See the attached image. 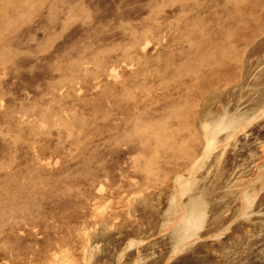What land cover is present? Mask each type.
Segmentation results:
<instances>
[{
	"label": "rangeland",
	"instance_id": "374dc122",
	"mask_svg": "<svg viewBox=\"0 0 264 264\" xmlns=\"http://www.w3.org/2000/svg\"><path fill=\"white\" fill-rule=\"evenodd\" d=\"M48 1L0 0V264H264V0Z\"/></svg>",
	"mask_w": 264,
	"mask_h": 264
},
{
	"label": "bare ground",
	"instance_id": "6f19581e",
	"mask_svg": "<svg viewBox=\"0 0 264 264\" xmlns=\"http://www.w3.org/2000/svg\"><path fill=\"white\" fill-rule=\"evenodd\" d=\"M14 1H15V0H14ZM20 1H21V0H20ZM23 1H25V0H23ZM47 1H48V0H47ZM52 1H54V0H52ZM55 1H56V0H55ZM74 1H76V0H74ZM170 1H171V0H170ZM170 1H167V2H170ZM181 1L183 2V0H181ZM12 2H13V1H12ZM31 2H32V1H31ZM48 2H49V1H48ZM50 2H51V1H50ZM58 2H60V1L58 0ZM62 2H63V0H62ZM154 2H155V1H154ZM176 2H177V1H176ZM196 2H197V1H196ZM198 2H199V1H198ZM10 3H11V2H10ZM16 3H19V2H18V1L15 2V5H16ZM21 3H22V2H21ZM45 3H46V2H45ZM82 3H83V2H82ZM163 3H164V2H163ZM170 3H171V2H170ZM177 3H178V2H177ZM179 3H180V1H179ZM179 3H178V4H179ZM183 3H184V2H183ZM11 4H13V3H11ZM24 4H25V3H24ZM52 4H53V2H52L51 4H50V3L47 4V6H48V5H51V6H52ZM56 4H57V2H56ZM66 4H67V3H66ZM68 4H69V3H68ZM77 4H78V3H77ZM145 4H146V2H145ZM153 4H154V3H153ZM175 4H176V3H175ZM199 4H200V2H199ZM199 4H198V5H199ZM201 4H202V3H201ZM208 4H209V3H208ZM37 5H38V3H37ZM54 5H55V3H54ZM163 5H164V4H163ZM170 5H171V4H170ZM203 5H204V4H203ZM39 6H40V5H39ZM45 6H46V5H45ZM45 6H44V7H45ZM51 6H50V8H51ZM64 6H65V5H64ZM66 6H68V5H66ZM80 6H81V5H80ZM127 6H128V5H127ZM127 6H126V7H127ZM139 6H140V5H139ZM158 6H159V5H158ZM167 6H168V5H167ZM55 7H56V6H55ZM55 7H54V8H55ZM70 7H72V6H70ZM73 7H74V6H73ZM78 7H79V6H78ZM83 7H84V6H83ZM126 7H125V8H126ZM145 7H146V6H145ZM160 7H161V6H160ZM181 7H183V5H182ZM181 7H179V8H181ZM200 7H201V6H200ZM50 8H49V9H50ZM56 8H57V7H56ZM67 8H68V7H67ZM74 8H75V7H74ZM76 8H77V6H76ZM76 8H75V9H76ZM131 8H132V7H131ZM151 8H152V7H151ZM204 8H205V7H204ZM28 9H29V8H28ZM33 9H35V7H34ZM72 9H73V8H72ZM122 9H123V8H122ZM139 9H140V8H139ZM143 9H144V8H143ZM149 9H150V8H149ZM163 9H164V8H163ZM181 9H182V8H181ZM196 9H197V8H196ZM206 9H207V7H206ZM42 10H43V9H42ZM44 10H46V9H44ZM55 10H56V9H55ZM59 10H60V8H59ZM59 10H57V11H59ZM69 10H70V8H69ZM140 10H141V9H140ZM157 10H158V9H155V11H157ZM71 11H72V10H71ZM119 11H120V10H119ZM148 11H151V10H148ZM197 11H198V10H197ZM200 11H201V10H200ZM255 11H256V10H255ZM23 12H24V11H23ZM42 12H43V11H42ZM51 12H52V11L50 10V13H51ZM117 12H118V11H117ZM159 12H160V11H159ZM19 13H20V12H19ZM28 13L31 14V12H29V11H28ZM66 13H67V12H66ZM66 13H65V11H64V14H66ZM68 13H69V11H68ZM68 13H67V14H68ZM156 13H158V12H156ZM199 13H200V12H199ZM213 13H214V12H213ZM0 14H1V17H3V16H2V13H0ZM20 14H21V13H20ZM33 14H34V13H33ZM33 14H32V16H33ZM40 14H41V13H40ZM52 14H53V13H52ZM67 14H66L65 16H67ZM70 14H71V12H70ZM163 14H164V13H163ZM211 14H212V13H211ZM12 15L16 16L15 14H12ZM12 15H11V16H12ZM38 15H39V14H38ZM43 15H44V14H43ZM45 15H46V14H45ZM58 15H59V14H58ZM61 15H62V14H61ZM148 15H150V13H149ZM151 15H152V14H151ZM151 15H150V16H151ZM154 15H155V14H154ZM159 15H160V14H159ZM17 16H19V14H18ZM20 16H21V15H20ZM48 16H49V14H48ZM54 16H55V15H54ZM120 16H121V15H120ZM144 16H145V15H144ZM199 16H200V15H199ZM33 17H34V16H33ZM80 17H81V16H80ZM89 17H90V16H89ZM122 17H123V16H121V18H122ZM151 17H152V16H151ZM151 17H150V18H151ZM159 17H160V16H159ZM48 18H49V17H48ZM62 18H63V17H62ZM66 18H67V17H66ZM143 18H145V17H143ZM156 18H157V17H156ZM13 19H14V17H13ZM29 19H30V18H29ZM37 19H38V18H37ZM49 19H50V18H49ZM55 19H56V18H55ZM89 19H90V18H89ZM166 19H167V18H166ZM4 20H5V19H4ZM26 20H27V18H26ZM46 20H47V19H46ZM46 20H45V21H46ZM50 20H52V19H50ZM69 20H70V19H69ZM69 20H68V21H69ZM124 20H125V19H124ZM154 20H155V19H153V22H155ZM157 20H158V18H157ZM170 20H171V19H170ZM177 20H179V19L177 18ZM260 20H261V19H260ZM0 21H2V20L0 19ZM23 21H24V20H22V23H23ZM60 21H61V20H60ZM66 21H67V20H66ZM68 21H67V24H68ZM92 21H93V20H92ZM115 21H116V20H115ZM122 21H123V20H122ZM187 21H188V20H187ZM214 21H215V20H214ZM4 22H5V21H4ZM10 22H11V20H10ZM25 22H28V23H29V21H25ZM25 22H24V23H25ZM32 22H33V21H32ZM32 22H30V23H32ZM46 22H48V21H46ZM64 22H65V21H64ZM69 22H70V21H69ZM79 22H80V21H79ZM81 22H82V21H81ZM87 22H89V20H88ZM125 22H126V21H125ZM132 22H133V21H132ZM144 22H145V21H144ZM144 22H143V23H144ZM174 22H175V20H174ZM215 22H216V21H215ZM215 22H214V23H215ZM14 23H15V22H13V24H14ZM44 23H45V22H44ZM52 23H53V22H52ZM60 23H61V22H60ZM77 23H78V21H77ZM82 23H83V22H82ZM160 23H161V22H160ZM165 23H166V22H165ZM204 23H205V22H204ZM13 24H10L9 27H11V25H13ZM39 24H40V23H39ZM62 24H63V23H62ZM71 24H72V23H71ZM73 24H74V23H73ZM103 24H104V23H103ZM141 24H142V23H141ZM146 24H147V23H146ZM150 24H151V22H150ZM153 24H154V23H153ZM162 24H163V23H162ZM2 25H3V24H2ZM18 25H19V24H18ZM18 25H17V26H18ZM35 25H36V24H35ZM55 25H56V24H55ZM60 25H61V24H60ZM68 25H69V24H68ZM80 25H81V24H80ZM82 25L84 26V24H82ZM119 25H121V24H119ZM131 25H132V24H131ZM147 25H148V24H147ZM163 25H165V24H163ZM163 25H162V26H163ZM17 26H16V27H17ZM56 26H57V25H56ZM56 26H54V27L56 28ZM71 26H73V25H71ZM129 26H130V25H129ZM134 26H135V25H134ZM160 26H161V25H160ZM258 26H259V25H258ZM9 27H8V28H9ZM27 27H28V26H27ZM29 27H30V26H29ZM49 27H50V26H49ZM57 27H58V26H57ZM62 27H63V26H62ZM105 27H106V26H105ZM105 27H103L104 30H105ZM120 27H121V26H120ZM153 27H154V26H153ZM153 27H152V28H153ZM157 27H158V26H157ZM193 27H194V26H193ZM14 28H15V26H14ZM41 28H42V27H41ZM152 28H151V29H152ZM4 29H6V28L4 27ZM34 29H35V28H34ZM114 29H115V28H114ZM122 29H123V28H122ZM122 29H121V30H122ZM138 29H140V28H138ZM212 29H213V28H212ZM6 30H7V29H6ZM11 30H12V27H11ZM19 30H21V29H19ZM39 30H40V29H39ZM55 30H56V29H55ZM58 30H60V29L58 28ZM63 30H64V29H63ZM67 30H68V28H67ZM93 30H94V29H93ZM118 30H119V29H118ZM141 30H142V29H141ZM3 31H4V30H3ZM3 31H2V33H3ZM23 31H24V30H23ZM25 31H26V30H25ZM34 31H35V30H34ZM60 31H61V30H60ZM89 31H90V30H89ZM95 31H96V30H95ZM129 31H130V29H129ZM131 31H132V30H131ZM250 31H251V30H250ZM17 32H18V31H17ZM17 32H16V33H17ZM39 32H40V31H39ZM96 32H97V31H96ZM100 32H101V31L99 30L98 33H100ZM124 32H127V30L124 31ZM146 32H148V31H146ZM151 32H152V31H151ZM159 32L162 33V30L159 31ZM248 32H249V31H248ZM4 33H5V32H4ZM4 33H3V34H4ZM28 33H29V32H28ZM43 33H44V32H43ZM101 33H103V31H102ZM101 33H100V35H101ZM114 33H116V32L114 31ZM121 33H122V32H121ZM148 33H149V32H148ZM173 33H174V32H173ZM14 34H15V33H14ZM18 34H20V33H18ZM21 34H23V32H21ZM26 34H27V33H26ZM26 34H25V35H26ZM29 34H30V33H29ZM44 34H45V33H44ZM59 34H60V33H59ZM59 34H58V36H59ZM89 34H90V32H89ZM143 34H144V33H143ZM162 34H163V33H162ZM25 35H24V36H25ZM61 35H62V34H61ZM85 35H86V34H85ZM114 35H115V34H114ZM130 35H131V34H130ZM142 36H144V35H142ZM156 36H157V35H156ZM6 37H7V36H6ZM21 37L24 38L23 35L20 36V38H21ZM41 37H42V35H41ZM83 37H84V36H83ZM133 37H134V36H133ZM20 38H19V39H20ZM84 38H85V37H84ZM151 38H152V36H151ZM163 38H164V36H163ZM163 38H162V40H164ZM13 39L15 40V38H13ZM19 39H17V40H19ZM24 39H25V38H24ZM38 39H39V38H38ZM132 39H133V38H132ZM144 39H145V37H144ZM144 39H143V40H144ZM153 39H154V38H153ZM155 39H156V38H155ZM4 40H5V39H4ZM10 40H11V39H10ZM78 40H79V39H78ZM100 40H101V39H100ZM6 41H8V40H6ZM28 41H29V40H28ZM129 41H130V40H129ZM1 42H2V40H1ZM8 42H9V41H8ZM76 42H77V41H76ZM76 42H75V43H76ZM107 42H108V41H107ZM107 42L104 41V43H107ZM133 42H134V40H133ZM141 42H142V40H141ZM9 43H10V42H9ZM24 43H25V42H24ZM30 43H32V42H30ZM39 43H40V42H39ZM55 43H56V42H55ZM83 43H84V42H83ZM93 43L95 44V42H93ZM111 43H113V42H111ZM129 43H131V42H129ZM146 43H147V42H146ZM148 43H150V42H148ZM5 44H6V43H5ZM33 44H34V43H33ZM81 44H82V43H81ZM116 44H117V43H116ZM116 44H115V45H116ZM125 44H126V43H125ZM132 44H133V43H132ZM132 44H131V45H132ZM0 45H1V44H0ZM20 45L22 46V43H21ZM48 45H49V44H48ZM50 45H51V44H50ZM74 45H75V44H74ZM102 45H103V44H102ZM112 45H113V44H112ZM123 45H124V44H123ZM131 45H130V46H131ZM146 45H147V44H146ZM1 46H2V45H1ZM7 46H8V45H7ZM21 46H20V47H21ZM53 46H54V45H53ZM62 46H63V45H62ZM78 46H79V45H78ZM161 46H162V45H161ZM48 47H49V46H48ZM72 47H73V45H72ZM75 47H76V46H75ZM83 47H85V46H83ZM97 47H99V46H97ZM106 47H107V46H106ZM109 47H111V46H109ZM124 47H125V46H124ZM126 47H127V46H126ZM131 47H132V46H131ZM137 47H138V46H137ZM141 47H142V46H141ZM156 47H157V46H156ZM7 48L10 49V47H7ZM27 48H29V47H27ZM32 48H33V47H32ZM50 48H51V47H50ZM77 48H78V47H77ZM77 48H76V49H77ZM111 48H112V47H111ZM119 48H120V46H119ZM2 49H4V48H2ZM94 49H96V48H94ZM97 49L99 50V48H97ZM101 49H102V47L100 48V50H101ZM109 49H110V48H109ZM123 49H124V48H123ZM132 49H133V47H132ZM153 49H155V48H153ZM0 50H1V49H0ZM17 50H18V49H17ZM50 50H51V49H50ZM68 50H70V49H68ZM77 50H78V49H77ZM142 50H143V49H142ZM4 51H5V49H4ZM71 51H72V49H71ZM102 51H103V49H102ZM140 51H141V50H140ZM9 52H10V51H9ZM16 52H17V51H16ZM75 52H76V51H75ZM100 52H101V51H100ZM100 52H99V53H100ZM104 52H105V51H104ZM108 52H109V51H107L106 53H108ZM112 52H113V51H112ZM168 52H169V51H168ZM196 52H197V51H196ZM59 53H60V52H59ZM102 53H103V52H102ZM161 53H162V52H161ZM197 53H198V52H197ZM5 54H6V52H5ZM5 54H3L4 57H5ZM17 54H18V52H17ZM77 54H78V53H77ZM110 54H112V53H110ZM44 55H46V54H44ZM47 55H48V54H47ZM102 55H103V54H102ZM107 55H108V54H107ZM157 55H158V53H157ZM216 55H217V54H216ZM220 55H221V54H220ZM220 55H219L218 57H220ZM0 56H1V54H0ZM8 56H9V55H8ZM99 56H100V55H99ZM99 56H98V58H99ZM161 56H162V55H161ZM1 57H2V56H1ZM36 57H37V56H36ZM40 57H41V56H40ZM40 57H39V58H40ZM76 57H77V56H76ZM91 57H92V56H91ZM119 57H120V56H118V58H119ZM133 57H134V55H133ZM133 57H132V58H133ZM150 57H152V56H150ZM150 57H149V58H150ZM23 58H25V60H26V57H23ZM29 58H30V57H29ZM70 58H71V57H70ZM79 58H81V57H79ZM79 58H78V59H79ZM93 58H94V57H93ZM93 58H92V59H93ZM221 58H222V57H220V59H221ZM10 59H11V58H10ZM18 59H19V58H18ZM20 59H22V58H20ZM34 59H35V58H34ZM41 59H42V57H41ZM57 59H58V58H57ZM72 59H73V58H72ZM82 59H83V58H82ZM92 59H91V60H92ZM109 59H111V58H109ZM145 59H147V58H145ZM150 59H152V58H150ZM201 59H202V57H201ZM5 60H6V59H5ZM15 60H17V58H16ZM73 60H74V59H73ZM114 60L116 61V59H114ZM143 60H144V59H143ZM152 60H153V59H152ZM171 60H172V59H171ZM29 61H30V60H29ZM75 61H76V60H75ZM85 61H86V60H85ZM85 61H84V62H85ZM93 61H94V60H93ZM106 61H107V60H106ZM218 61H219V60H218ZM68 62H69V61H68ZM82 62H83V61H82ZM82 62H81V63H82ZM88 62H89V61H88ZM108 62H110V61H108ZM134 62L139 63V62H137V61H134ZM171 62H172V61H171ZM173 62H174V61H173ZM1 63H2V62H1ZM20 63H21V62H20ZM70 63H72V60H70ZM112 63H113V62H112ZM136 63H135V64H136ZM149 63H150V62H149ZM154 63H155V62H154ZM47 64H48V63H47ZM56 64H57V63H56ZM74 64H75V62H74ZM83 64H84V63H83ZM85 64H88V63L85 62ZM89 64H90V63H89ZM91 64L93 65V63H91ZM110 64H111V63H110ZM121 64H122V63H121ZM141 64H142V63H141ZM151 64H152V63H151ZM200 64H202V62H201ZM4 65H8V64H4ZM9 65H10V63H9ZM18 65H19V64H18ZM32 65H33V64H32ZM57 65H58V64H57ZM77 65H78V64H77ZM104 65H105V64H104ZM136 65H139V64H136ZM0 66H1V65H0ZM2 66H3V65H2ZM49 66H50V65H49ZM83 66H84V65H83ZM111 66H112V65H111ZM124 66H125V65H124ZM143 66H144V65H143ZM150 66H151V65H150ZM13 67H14V66H13ZM29 67H30V66H29ZM53 67H54V66H53ZM60 67H61V66H60ZM75 67H76V66H75ZM93 67H95V65H94ZM96 67H97V65H96ZM99 67H100V66H99ZM105 67H106V65H105ZM133 67H134V66H133ZM147 67H148V66H147ZM175 67H176V66H175ZM181 67H182V66H181ZM204 67H205V65H204ZM204 67H203V68H204ZM4 68H5V66H4ZM14 68H15V67H14ZM17 68H18V67H17ZM21 68H22V67H21ZM21 68H19V69H21ZM40 68H41V67H40ZM40 68H39V69H40ZM58 68H59V67H58ZM68 68H71V67L68 66L67 69H68ZM113 68H114V67H113ZM128 68H129V67H128ZM23 69H24V68H23ZM42 69H43V68H42ZM52 69H53V68H52ZM52 69H51V71H52ZM71 69H73V68H71ZM78 69H79V68H78ZM84 69H85V68H84ZM101 69H102V68H101ZM107 69H108V68H107ZM144 69H145V68H144ZM168 69H169V68H168ZM8 70H9V69H8ZM98 70H99V69H98ZM188 70H189V69H188ZM9 71H10V70H9ZM36 71H38V70H36ZM71 71H72V70H71ZM81 71H82V70H81ZM86 71H87V70H86ZM103 71H105V70H103ZM138 71H139V70H138ZM145 71H146V70H145ZM15 72H17V70H16ZM15 72L13 71L14 74H15ZM52 72H53V71H52ZM182 72H183V71H182ZM186 72H187V70H186ZM192 72H193V71H192ZM76 73H77V72H76ZM187 73H188V72H187ZM190 73H191V71H190ZM197 73H198V72H197ZM50 74H51V73H50ZM52 74H53V73H52ZM90 74H91V73H90ZM112 74H114V73H112ZM117 74H118V73H117ZM141 74H142V73H141ZM144 74H145V73H144ZM183 74H184V73H183ZM30 75H31V74H30ZM36 75H37V74H36ZM77 75H78V73H77ZM86 75H88V74H85V76H86ZM95 75H96V74H95ZM102 75H103V74H102ZM104 75H106V74H104ZM181 75H182V74H181ZM202 75H203V74H202ZM202 75H201V76H202ZM216 75H217V73H216ZM12 76H13V74H12ZM69 76H70V75H69ZM81 76H82V75H81ZM96 76H97V75H96ZM96 76H95V77H96ZM141 76L143 77V75H141ZM87 77H89V76H87ZM90 77H91V76H90ZM92 77H94V76H92ZM105 77H106V76H105ZM117 77H118V75H117ZM138 77H139V76H138ZM138 77H137V78H138ZM152 77H153V76H152ZM186 77H187V76H186ZM49 78H51V76H50ZM58 78H59V77H58ZM108 78H109V77H108ZM182 78H183V77H182ZM202 78H203V77H202ZM62 79H63V78H62ZM64 79H65V78H64ZM82 79H83V78H82ZM92 79H93V78H92ZM92 79H91V81H92ZM141 79H142V78H141ZM49 80H50V79H49ZM49 80H47V81H49ZM59 80H60V79H59ZM87 80H88V79H87ZM109 80H110V79H109ZM102 82H103V81H102ZM141 82H142V81H141ZM141 82L138 81V83H141ZM25 83H26V82H25ZM60 83H61V82H60ZM60 83H59V85H60ZM65 83H66V82H64V84H65ZM67 83H69V82H67ZM104 83H105V82H104ZM138 83H137V84H138ZM143 83H144V82H143ZM128 84H129V83H128ZM135 84H136V82H135ZM137 84H136V85H137ZM48 85H49V84H48ZM52 85H53V83H52ZM102 85H103V84H102ZM111 85H112V84H111ZM126 85H127V84H126ZM130 85H131V84H130ZM130 85H129V86H130ZM133 85H134V84H133ZM138 85H139V84H138ZM50 86H51V85H50ZM70 86H71V85H70ZM88 86H89V85H88ZM103 86H104V85H103ZM118 86H119V85H118ZM141 86H142V84H141ZM145 86H146V85H145ZM161 86H162V85H161ZM15 87H16V86H15ZM53 87H54V86H53ZM76 87H77V86H76ZM86 87H87V85H86ZM125 87H126V86H125ZM137 87H138V86H137ZM162 87H163V86H162ZM19 88H20V87H19ZM60 88H61V87H60ZM60 88H58V89H60ZM131 88H132V87H131ZM180 88H181V87H180ZM180 88H178V89H180ZM9 89H10V88H9ZM35 89H36V88H35ZM51 89H52V88H51ZM70 89H71V88H70ZM91 89H94V88H90V90H91ZM101 89H102V88H100V90H101ZM104 89H105V88H104ZM106 89H109V88H106ZM165 89H167V88H165ZM46 90H47V89H46ZM49 90H50V89H49ZM53 90H54V88H53ZM75 90H76V89H75ZM86 90H87V89H86ZM109 90H110V89H109ZM168 90H169V88H168ZM36 91H37V90H36ZM50 91H52V90H50ZM61 91H62V89H61ZM72 91H73V89H72ZM82 91H83V89H82ZM82 91H81V92H82ZM104 91H106V90H104ZM53 92H54V91H53ZM79 92H80V91H79ZM86 93H87V92H86ZM102 93H103V92H102ZM10 94H11V93H10ZM55 94H56V92H55ZM55 94H54V95H55ZM68 94H69V93H68ZM75 94H76V93H75ZM131 94H132V93H131ZM7 95H8V94H7ZM7 95H6V97H7ZM39 95H41V94H39ZM70 95H71V94H70ZM124 95H125V94H124ZM0 96H1V95H0ZM2 96H3V95H2ZM8 96H9V95H8ZM65 96H66V95H65ZM73 96H74V94H73ZM55 97H56V96H55ZM70 97H71V96H70ZM70 97H69V99H70ZM74 97H75V96H74ZM1 98H2V97H1ZM19 98H20V97H19ZM34 98H35V97H34ZM82 98H83V97H82ZM146 98H147V97H146ZM35 99H36V98H35ZM60 99H61V98H60ZM62 99H64V98H62ZM69 99H68V100H69ZM108 99H109V98H108ZM11 100H12V99H11ZM72 100H73V99H71V101H72ZM80 100H81V99H80ZM82 100L85 101V99H82ZM63 101H64V100H63ZM69 101H70V100H69ZM164 101H165V100H164ZM12 102H13V101H12ZM29 102H30V101H29ZM29 102H28V103H29ZM32 102H33V101H32ZM160 102H161V101H160ZM2 103H3V102H2ZM64 103H65V102H64ZM77 103H78V102H77ZM82 103H83V102H82ZM71 104H73V102H72ZM154 104H156V103H154ZM169 104H170V103H169ZM175 104H176V103H175ZM13 105H14V103H13ZM45 105H46V104H45ZM58 105H59V104H58ZM66 105H67V104H66ZM4 106H5V105H4ZM7 106H8V104H7ZM21 106H22V105H21ZM42 106H43V107H42ZM42 106H41V107L44 109V105H42ZM56 106H57V104H56ZM8 107H9V106H8ZM26 107H27V106H26ZM28 107H29V106H28ZM37 107H38V106H37ZM53 107H54V106H53ZM67 107H68V106H67ZM67 107H66V108H67ZM77 107H78V106H77ZM174 107H175V106H174ZM20 108H21V107H20ZM29 108H30V107H29ZM29 108H28V109H29ZM59 108H60V107H59ZM74 108H75V107H74ZM106 108H108V107H106ZM15 109H16V106H15ZM17 109H18V108H17ZM34 109H35V108H34ZM38 109H39V108H38ZM40 109H41V108H40ZM43 109H42V110H43ZM50 109H51V108H50ZM61 109H62V108H61ZM163 109H164V108H163ZM187 109H188V108H187ZM36 110H37V109H36ZM45 110H46V109H45ZM56 110H57V109H56ZM62 110H63V109H62ZM132 110H133V109H132ZM182 110H183V108H182ZM6 111H7V110H6ZM18 111H19V109H18ZM18 111H15L14 113H16V112H18ZM31 111H32V110H30V112H31ZM60 111H61V110H60ZM145 111H146V110H145ZM145 111H144V112H145ZM20 112H21V111H20ZM52 112H55V111L52 110ZM146 112H148V111H146ZM12 113H13V112H12ZM18 113H19V112H18ZM25 113H27V112L25 111ZM67 113H69V112H67ZM71 113H72V112H71ZM105 113H106V112H105ZM162 113H164V111H163ZM7 114H8V113H7ZM31 114H33V113H31ZM50 114H51V113H50ZM53 114L55 115V114H57V113H53ZM69 114H70V113H69ZM69 114H68V116H69ZM102 114H103V113H102ZM47 115H48V114H47ZM58 115H59V114H58ZM60 115H61V113H60ZM82 115H83V114H82ZM105 115H106V114H105ZM170 115H171V114H170ZM170 115H168L167 117H169ZM174 115H175V113H174ZM178 115H180V114H178ZM21 116H22V115H21ZM26 116H27V115H26ZM28 116H29V115H28ZM44 116H45V115H44ZM44 116H43V118H44ZM80 116H81V115H80ZM88 116H89V115H88ZM88 116H87V117H88ZM92 116H93V115H92ZM175 116H176V115H175ZM32 117H33V116H32ZM34 117H35V115H34ZM77 117H78V116H76L75 118H77ZM83 117H84V116H83ZM163 117H164V116H163ZM172 117H173V116H172ZM29 118H30V116H29ZM29 118H28V119H29ZM55 118H56V117H55ZM169 118H170V117H169ZM253 118H254V117H253ZM50 119H51V118H50ZM78 119H79V118H78ZM84 119L86 120L87 118H84ZM101 119H102V118H100V120H98V121H101ZM144 119H145V118H144ZM147 119H148V118H147ZM167 119H168V118H167ZM230 119H231V118H230ZM14 120H15V119H14ZM67 120H68V119H67ZM85 120H84V121H85ZM104 120H105V119H104ZM248 120H249V119H248ZM248 120H247V121H248ZM16 121H17V120H16ZM38 121H39V120H38ZM54 121H55V120H54ZM250 121H251V120H250ZM252 121H253V120H252ZM252 121H251V122H252ZM25 122H26V121H25ZM140 122H141V121H140ZM170 122H171V121H170ZM231 122H232V121H231ZM248 122H249V121H248ZM7 123H8V122H7ZM13 123H14V122H13ZM26 123H27V122H26ZM82 123H83V122H82ZM101 123H102V122H101ZM159 123H160V122H159ZM159 123H158V124H159ZM21 124H22V123H21ZM43 124H44V123H43ZM50 124H51V123H49V125H50ZM63 124H65V123L63 122ZM202 124H203V123H202ZM247 124H248V123H247ZM34 125H35V124H34ZM82 125H83V124H82ZM82 125H81V126H82ZM206 125H207V124H206ZM20 126H21V125H20ZM22 126H23V125H22ZM44 126H45V125H44ZM222 126H223V125H222ZM33 127H34V126H33ZM33 127H32V128H33ZM68 127H69V126H68ZM77 127H78V126H77ZM102 127H103V126H102ZM0 128H1V127H0ZM58 128H59V127H58ZM58 128H57V130H59ZM69 128H70V127H69ZM79 128H80V127H79ZM81 128H83V127H81ZM84 128H85V127H84ZM146 128H147V127H146ZM201 128H202V127H201ZM203 128H204V127H203ZM203 128H202V129H203ZM206 128H207V127H206ZM241 128H243V127H241ZM19 129H20V127H19ZM36 129H37V128H36ZM36 129H35V130H36ZM60 129H61V128H60ZM100 129H101V128H100ZM16 130H17V128H16ZM28 130H29V129H28ZM83 130H84V129H83ZM86 130H87V129H86ZM5 131H7V130H5ZM10 131H11V130H9V131H7V132H10ZM20 131H21V130H20ZM193 131H194V130H193ZM243 131H244V130H243ZM243 131H242V132H243ZM21 132H23V131H21ZM29 132H30V130H29ZM31 132H32V129H31ZM31 132H30V133H31ZM0 133H1V132H0ZM38 133H40V132L38 131ZM78 133H80V132H78ZM81 133H85V132H81ZM90 134H91V133H90ZM130 134H131V133H130ZM153 134H155V133H153ZM238 134H240V133L238 132ZM12 135H14V134H12ZM15 135H16V134H15ZM37 135H38V134H37ZM42 135H43V133H42ZM57 135H58V134H57ZM82 135H83V134H82ZM119 135H120V134H119ZM40 136H41V135H40ZM88 136H89V135H88ZM116 136H117V135H116ZM116 136H115V137H116ZM121 136H123V135H121ZM167 136H168V135H167ZM193 136L195 137V135H193ZM233 136H236V135L233 134ZM18 137H19V136H17L16 138H18ZM69 137H70V136H69ZM82 137H85V136H82ZM89 137H90V136H89ZM113 137H114V136H113ZM124 137H125V136H124ZM150 137H152V136H150ZM4 138H6V137H3V140H4ZM13 138H14V137H13ZM55 138H56V137H55ZM58 138H59V137H58ZM61 138H62V137H61ZM125 138H126V137H125ZM189 138H191V137H189ZM67 139H68V138H67ZM118 139H119V138H118ZM121 139H122V138H121ZM126 139H127V138H126ZM131 139H132V142H133V136H131ZM148 139H149V138H148ZM193 139H194V138H193ZM193 139H192V140H193ZM18 140H19V138H18ZM18 140L16 139V141H18ZM57 140H58V139H57ZM59 140H62V139H59ZM59 140H58V141H59ZM76 140H77V139H76ZM84 140H87V139H84ZM109 140H110V139H109ZM165 140H166V138H165ZM165 140H164V141H165ZM0 141H1V140H0ZM9 141H10V140H9ZM12 141L14 142V140H12ZM58 141H57V142H58ZM62 141H63V140H62ZM73 141H74V140H73ZM114 141H115V140H114ZM114 141H113V145L111 146L112 148H114L113 146H116V147H117V145H114ZM116 141H117V143H118V140H116ZM119 141H120V140H119ZM124 141H125V140H124ZM134 141H135V140H134ZM196 141H197V140H196ZM10 142H11V141H10ZM68 142H69V141H68ZM68 142H67V144L70 145ZM74 142H75V141H74ZM77 142H79V141L77 140ZM84 142H85V141H84ZM90 142H91V141H90ZM110 142H111V141H110ZM110 142H109V143H110ZM122 142H123V141H122ZM125 142H126V141H125ZM130 142H131V140H130ZM200 142H201V141H200ZM14 143H15V142H14ZM61 143H62V142H60V144H61ZM65 143H66V142H65ZM80 143H83V142H80ZM117 143H116V144H117ZM126 143H127V142H126ZM58 144H59V143H58ZM60 144H59V145H60ZM67 144H65V145H67ZM105 144H106V143H105ZM118 144H119V143H118ZM124 144H125V143L123 142V145H124ZM171 144H172V143H171ZM106 145H107V144H106ZM121 145H122V144H120V145H118V146H121ZM209 145H210V144H209ZM84 146H85V145H84ZM103 146H104V145H103ZM186 146H187V145H186ZM9 147H10V146H9ZM78 147H79V146H78ZM101 147H102V146H101ZM101 147H100V148H101ZM111 147H110V148H111ZM155 147H156V146H155ZM176 147H177V146H176ZM179 147H180V146H179ZM15 148H16V147H15ZM76 148H77V147H76ZM79 148H81V147H79ZM84 148H87V145H86ZM84 148H83V149H84ZM102 148H103V147H102ZM102 148H101V149H102ZM105 148H107V147H105ZM110 148H108V149H110ZM153 148H154V147H152L151 149H153ZM186 148H187V147H186ZM70 149H71V148H70ZM97 149H98V148H97ZM103 149H104V148H103ZM151 149L148 148V151L151 150ZM175 149H176V148H175ZM184 149H185V148H184ZM13 150H14V148H13ZM79 150H80V149H79ZM79 150H77V151H79ZM106 150H107V149H106ZM204 150H205V148H204ZM70 151H71V150H70ZM81 151H82V149H81ZM81 151H80V152H81ZM84 151H85V150H83V152H84ZM93 151H94V150H93ZM109 151H111V149H110ZM120 151H121V148H120ZM153 151H154V150H153ZM173 151H174V150H173ZM175 151H176V150H175ZM206 151H207V150H206ZM71 152H72V151H71ZM91 152H92V150H91ZM91 152H90V153H91ZM105 152H106V151H105ZM165 152H167V151H165ZM201 152H202V151H201ZM204 152H205V151H204ZM16 153H17V152H16ZM69 153H70V152H69ZM134 153H136V151H135ZM138 153H139V152H138ZM70 154H71V153H70ZM81 154H82V152H81ZM95 154H96V153H95ZM129 154H131V153H129ZM158 154H159V153H158ZM166 154H167V153H166ZM166 154H165V155H166ZM11 155H12V153H11ZM16 155H17V154H16ZM71 155H72V154H71ZM74 155H75V154H74ZM76 155H77V152H76ZM99 155H100V154H99ZM88 156H89V155H88ZM88 156H87V158H89ZM94 156H95V155H94ZM100 156H101V155H100ZM110 156H111V155H110ZM201 156H203V155H201ZM13 157H14V156H13ZM98 157H99V156H98ZM205 157H206V156H205ZM14 158H15V157H14ZM75 158H76V157H74V159H75ZM202 158H203V157H202ZM11 159H12V156H11ZM70 159H71V157H70ZM74 159H72V161H73ZM94 159H96V157H95ZM94 159H93V160H94ZM100 159H101V158H100ZM165 159H166V158H165ZM14 160H15V159H14ZM63 160H64V159H63ZM66 160H67V159H66ZM84 160H86V159H84ZM89 160H90V159H89ZM93 160H91V161H93ZM98 160H99V159H98ZM104 160H105V159H104ZM163 160H164V159H163ZM171 160H172V159H171ZM202 160H203V159H202ZM86 161H87V160H86ZM86 161H85V162H86ZM91 161H90V162H91ZM94 161H95V160H94ZM197 161H198V160H197ZM200 161H201V160H200ZM10 162H11V160H10ZM13 162L15 163V161H13ZM70 162H71V161H70ZM161 162H162V161H161ZM0 163H1V162H0ZM82 163H83V161H82ZM86 163H87V162H86ZM94 163H95V162H94ZM109 163H110V162H109ZM112 163H114V162H112ZM9 164H10V163H9ZM9 164H8V166H9ZM46 164H48V163H46ZM197 164H198V163H197ZM0 165H1V164H0ZM78 165H79V164H78ZM78 165H77V166H78ZM84 165H85V164H84ZM84 165H83V166H84ZM94 165H95V164H94ZM101 165H102V164H101ZM107 165H108V164H107ZM159 165H160V164H159ZM46 166H47V165H46ZM85 166H86V165H85ZM90 166H91V164H90ZM95 166H96V165H95ZM108 166H109V165H108ZM110 166H111V165H110ZM198 166H199V165H198ZM101 167H102V166H101ZM101 167H98V168L101 169ZM74 168H75V167H74ZM84 168H86V167H84ZM84 168H83V169H84ZM90 169H91V168H90ZM153 169H154V168H153ZM192 169H193V168H192ZM196 169H197V168H196ZM1 170H3V169H1ZM68 171H69V170H68ZM120 172H121V171H120ZM174 172H175V171H174ZM189 172H191V171H188V175L190 174ZM194 172H195V171H194ZM10 173H11V172H10ZM66 173H67V171H66ZM76 174H77V173H76ZM81 174H82V173H81ZM192 174H193V173H192ZM77 175H78V174H77ZM107 176H108V175H107ZM191 176H192V175H190V177H191ZM190 177H189V178H190ZM51 178H52V177H51ZM185 178H186V177H185ZM70 179H71V178H70ZM116 180H117V179H116ZM58 181H59V180H58ZM95 181H96V180H95ZM86 183H87V182H86ZM96 183H97V182H96ZM107 183H108V182H107ZM189 183H190V182H189ZM245 183H246V182H245ZM100 184H101V183H100ZM20 188H21V187H20ZM103 189H104V188H103ZM103 189H102V190H103ZM188 189H189V188H188ZM98 191H99V190H98ZM64 193H65V192H64ZM117 193H118V192H117ZM25 195H26V194H25ZM25 195H24V196H25ZM0 197L3 198V196H0ZM4 200H5V199H4ZM119 201H120V200H119ZM193 203H194V202H193ZM0 204H1V202H0ZM57 205H58V204H57ZM7 206H8V205H7ZM10 206H11V205H10ZM12 206H13V205H12ZM16 206H17V205H16ZM20 206H21V205H20ZM33 206H34V205H33ZM7 208H8V207H7ZM7 208H6V209L4 208V209H5V210H8ZM10 208H11V207H10ZM103 208H104V206H103ZM203 208H204V206H203ZM99 209H100V208H99ZM195 209H196L197 212H199V214H202V210H201L202 208H201L200 206H198V204L195 206ZM2 210H3V209H2ZM13 210H14V209H13ZM22 210H23V209H22ZM24 210H26V209H24ZM203 210H204V209H203ZM9 211L12 212L11 209H10ZM9 211H8V212H9ZM14 211H15V210H14ZM2 212H3V211H2ZM6 212H7V211H6ZM18 212H21V211L18 210ZM24 212H25V211H24ZM3 213L5 214V212H3ZM25 213H27V212H25ZM4 214H3V215H4ZM8 214H9V213H8ZM6 216H7V215H6ZM15 217H16V216H15ZM112 218H113V217H112ZM32 219L35 220L34 218H32ZM179 219H180V218H179ZM0 220H1V219H0ZM2 220H3V219H2ZM4 220H5V219H4ZM16 220H17V219H16ZM20 220H21V219H20ZM42 220H43V219H42ZM179 221H180V220H179ZM15 222H16V221H14V224H15ZM21 222H22V220H21ZM23 222H26V221L24 220ZM4 223H5V222H4ZM6 224H8V223H6ZM7 226H8V225H7ZM7 226H6V227H7ZM118 226H119V225H118ZM9 232H10V231H9ZM12 237H14V236H12ZM196 238H197V237H196ZM203 238H204V237H203ZM140 241H142V240H140ZM191 241H192V240H191ZM56 242H57V241H56ZM186 242H187V241H186ZM189 242H190V241H189ZM2 243H3V242H2ZM139 243H141V242H139ZM139 243H138V244H139ZM184 243H185V242H184ZM98 244H99V243H98ZM179 244H180V243H179ZM139 245H140V244H139ZM137 246H138V245H137ZM93 247H95V246H93ZM100 247H101V246H100ZM120 256H121V255H120ZM120 256H119V257H120ZM27 257H28V256H27ZM119 257H118V258H119ZM39 259H40V258H39ZM40 262H41V261H40ZM81 262H82V261H81ZM6 263H7V262H6ZM164 263H165V262H164ZM3 264H4V263H3ZM45 264H46V263H45ZM173 264H174V263H173Z\"/></svg>",
	"mask_w": 264,
	"mask_h": 264
}]
</instances>
